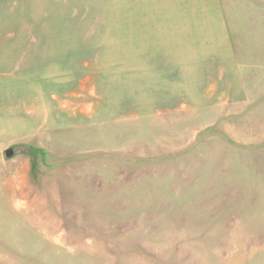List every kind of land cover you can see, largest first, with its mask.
I'll return each instance as SVG.
<instances>
[{
    "label": "rangeland",
    "instance_id": "obj_1",
    "mask_svg": "<svg viewBox=\"0 0 264 264\" xmlns=\"http://www.w3.org/2000/svg\"><path fill=\"white\" fill-rule=\"evenodd\" d=\"M0 264H264V0H0Z\"/></svg>",
    "mask_w": 264,
    "mask_h": 264
},
{
    "label": "water",
    "instance_id": "obj_2",
    "mask_svg": "<svg viewBox=\"0 0 264 264\" xmlns=\"http://www.w3.org/2000/svg\"><path fill=\"white\" fill-rule=\"evenodd\" d=\"M7 158H11L13 156V151L12 150H7L5 153Z\"/></svg>",
    "mask_w": 264,
    "mask_h": 264
},
{
    "label": "crops",
    "instance_id": "obj_3",
    "mask_svg": "<svg viewBox=\"0 0 264 264\" xmlns=\"http://www.w3.org/2000/svg\"><path fill=\"white\" fill-rule=\"evenodd\" d=\"M202 48V46H200Z\"/></svg>",
    "mask_w": 264,
    "mask_h": 264
}]
</instances>
